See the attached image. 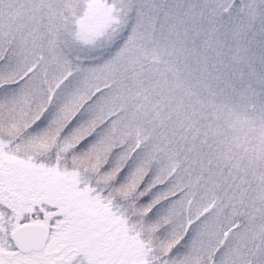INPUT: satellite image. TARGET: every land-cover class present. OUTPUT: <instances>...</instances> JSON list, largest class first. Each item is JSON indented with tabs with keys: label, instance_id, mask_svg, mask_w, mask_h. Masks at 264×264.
<instances>
[{
	"label": "snow or ice",
	"instance_id": "6c2138e0",
	"mask_svg": "<svg viewBox=\"0 0 264 264\" xmlns=\"http://www.w3.org/2000/svg\"><path fill=\"white\" fill-rule=\"evenodd\" d=\"M0 264H264V0H0Z\"/></svg>",
	"mask_w": 264,
	"mask_h": 264
}]
</instances>
